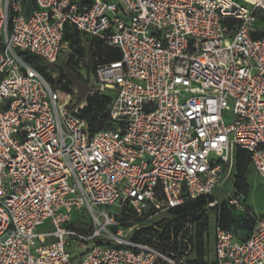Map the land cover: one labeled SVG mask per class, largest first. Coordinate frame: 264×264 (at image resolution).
I'll return each instance as SVG.
<instances>
[{
	"label": "built area",
	"instance_id": "built-area-1",
	"mask_svg": "<svg viewBox=\"0 0 264 264\" xmlns=\"http://www.w3.org/2000/svg\"><path fill=\"white\" fill-rule=\"evenodd\" d=\"M260 15L264 0H0V264H188L175 213L216 208L237 151L264 184ZM70 34L118 53L72 111L50 69ZM94 94L111 127L90 133ZM217 217L208 264H264V208L244 239Z\"/></svg>",
	"mask_w": 264,
	"mask_h": 264
},
{
	"label": "rangeland",
	"instance_id": "rangeland-1",
	"mask_svg": "<svg viewBox=\"0 0 264 264\" xmlns=\"http://www.w3.org/2000/svg\"><path fill=\"white\" fill-rule=\"evenodd\" d=\"M261 17L262 15L259 18ZM68 41L69 51L62 54L56 66L51 65L50 69L57 72V69L62 68L67 74L71 71L75 78L72 88L77 91L73 101L76 102L78 99L84 101L86 92L90 90L88 82L91 80L95 68L111 58H116L118 53L112 49L107 50L97 40H91L79 34H70ZM80 63L81 67H79ZM76 105L77 103L69 105L68 109L72 111ZM238 164L241 166L240 173L236 171ZM237 195L239 208L230 207L229 200ZM213 197L219 204H223L222 208L225 214L230 215L231 229L239 234L241 238H244L249 231L244 223V221H248L244 217V213H250V222H254V219L261 216L263 212L264 184L249 163L240 159L237 164L233 163L223 174L218 187L213 192ZM72 219L80 229L89 228L87 223L90 222V219L86 211L75 212ZM215 223V209H211L202 213L201 218L192 224L189 238L192 250L187 260L194 261L198 253L201 252L207 264L213 261V230ZM47 229L48 224H45L38 231L44 232ZM199 244H201V248ZM83 249L84 247L80 244H75L72 248L74 251H82Z\"/></svg>",
	"mask_w": 264,
	"mask_h": 264
},
{
	"label": "trees",
	"instance_id": "trees-1",
	"mask_svg": "<svg viewBox=\"0 0 264 264\" xmlns=\"http://www.w3.org/2000/svg\"><path fill=\"white\" fill-rule=\"evenodd\" d=\"M259 27L264 28V17L260 18ZM116 58H111L108 61L116 59ZM27 60L35 68H37V70L43 76H45L48 80L51 79L49 73H47V70L45 68H43L39 62L33 60V58H31V57H27ZM55 66L56 65H54V67ZM57 74H58V83H59L60 90L62 92H65V93L71 92V88L73 86V80L75 79L73 76V73H71V71H69V74H67L64 69L59 68V69H57ZM84 90H86V88H84ZM81 102H82L81 99H78L76 101V103H78V104ZM109 102H110V97L108 95L94 94L93 96H90L87 98L86 107L81 112V115H82V117H84L86 119V121L88 123V130L90 133H94L95 131H98V130L103 129V128H110L111 127V124L109 123V118H108ZM240 159L245 160L251 166L249 157L245 152H243V151H237L236 152L234 164H237V162ZM236 171H237V173L241 172V166L239 164L237 165ZM235 197H238V195ZM211 201H212V199L210 198L207 201L200 200L197 202H193V203L188 204L186 207L182 208L181 210H179V212H176L175 214H178V216H177V222L174 225L175 234H177L184 227V225L186 223L193 224L194 222H197L201 218V214L205 212L203 210V208L207 205L208 202H211ZM222 205L223 204H219L216 208H214L215 209V219L218 218L217 216L219 213L220 223L225 229L232 232L239 239H244L245 237H247L250 230L252 229V226H253L252 223H254V222H250V219H249L250 213H247V212L244 213L245 214L244 217L247 218V220H248V221H244V223L248 227L249 231L244 238H241L239 234H236V232H234L231 229V227H230L231 217H230V215L225 214V211L223 210ZM229 206L233 207L230 204H229ZM168 233H169L168 230L163 231L160 238L161 239L168 238ZM187 234H188V230H186L182 233V237L185 238L187 236ZM199 247L201 248V244H199ZM176 248H177V243L175 242L172 246V249L176 250ZM187 263L188 264H207V262L205 261V259L203 257V254L201 252L198 253V255L195 257L194 261L188 260Z\"/></svg>",
	"mask_w": 264,
	"mask_h": 264
}]
</instances>
